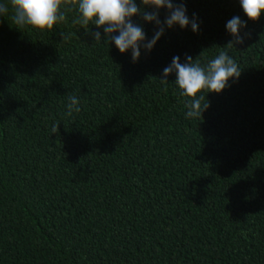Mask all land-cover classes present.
Returning a JSON list of instances; mask_svg holds the SVG:
<instances>
[{"label":"trees","instance_id":"1","mask_svg":"<svg viewBox=\"0 0 264 264\" xmlns=\"http://www.w3.org/2000/svg\"><path fill=\"white\" fill-rule=\"evenodd\" d=\"M183 2L198 32L166 28L136 63L76 10L52 31L18 29L10 5L0 16V264H264V14ZM234 16L250 35L228 48ZM132 20L149 40L157 30ZM220 51L239 79L198 93L210 106L186 118L190 98L163 69Z\"/></svg>","mask_w":264,"mask_h":264},{"label":"clouds","instance_id":"2","mask_svg":"<svg viewBox=\"0 0 264 264\" xmlns=\"http://www.w3.org/2000/svg\"><path fill=\"white\" fill-rule=\"evenodd\" d=\"M240 6L251 21L259 20L264 14V0H239ZM9 5L12 10V23L18 29L31 26L38 31H52L54 27L66 20V12L76 10L77 16L74 24H79L84 29L89 25L97 28L103 27L106 43H114L121 54L131 50L133 63L138 62L141 49L151 52L159 39L164 35L165 29H171L179 25L181 29L191 27L195 33L199 25L195 16L190 20L187 16V8L183 2L175 3L174 0H140L138 5L135 0H9V4H0V16L9 13ZM153 9L149 12L147 9ZM167 9L168 15L164 21L159 19V10ZM139 16L143 21L154 23L156 31L152 38H146L143 27L133 22L132 18ZM246 22L239 16L232 17L226 23V30L233 39L225 46L228 48L242 45L249 33L241 35V28H245ZM118 33V35H114ZM94 43L101 42L99 31L92 33ZM69 36L62 34V39ZM181 63L179 56H174L171 63L163 69L161 81L167 83L170 74H175V83L179 89V95L190 98L185 101L187 108L186 118H198L210 106L208 101L202 103L204 95L201 92L221 93L229 86L230 79L238 80L241 69L237 62L225 51L220 53L206 65H201L191 56H185ZM67 115L73 112L79 113L80 101L75 95L68 96ZM52 134L59 132V124H53Z\"/></svg>","mask_w":264,"mask_h":264}]
</instances>
